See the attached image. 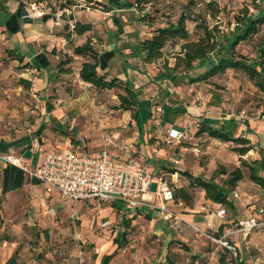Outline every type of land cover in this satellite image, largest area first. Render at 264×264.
Masks as SVG:
<instances>
[{"label": "rangeland", "instance_id": "obj_1", "mask_svg": "<svg viewBox=\"0 0 264 264\" xmlns=\"http://www.w3.org/2000/svg\"><path fill=\"white\" fill-rule=\"evenodd\" d=\"M131 2L134 3V0ZM209 3H215L220 10L215 18L209 14ZM152 8L154 17L159 18L157 22L177 20L186 11L190 17L187 27L194 41L202 34V31H196V23L211 28L217 26L222 47L226 45L223 36L235 29L243 12L249 9V13L256 14L264 8V0H159ZM123 15L130 17L129 13ZM162 16L164 20H161ZM174 43L177 44H168L162 58L152 62L150 70L142 65V59L133 61L132 64L143 67L149 74L125 68L123 63L111 68L115 75L123 79L130 77L138 82L139 86L133 84L134 91L141 100V118L148 127L142 141L137 125L129 124L126 119L120 120L115 130L121 133L122 140L131 138L128 142L131 146L129 158L139 160L152 171L151 192L158 190L157 177H162L174 190L173 199L176 190H188L194 197L193 205L176 202L173 207L184 216L194 214L192 210L203 207L202 213L211 215L206 225L201 227L196 225L198 221H191L174 228L164 223L155 211L129 212L122 209L117 212L111 203L78 204L68 206L64 213L53 214L55 206L45 190L42 195H0V264H6L16 251L17 264H101L105 255H113L109 264H164L168 261L174 264H221L223 256L227 261L240 258L247 264H264L262 232L255 231L247 238L237 233L228 236L235 221L252 214L251 207L264 206V189L250 180V170L245 164L264 158V92L237 70H229L206 81L192 82L188 77H197L206 68L197 67L195 71L184 74L185 69L181 66L175 72L179 76L177 82L156 81V76L174 69L176 65L184 41L176 40ZM261 48H264V25L258 34L241 42L235 54L237 58L243 56L253 61L260 57ZM87 91L90 97L101 96L92 87ZM119 93L125 94L124 88L102 95L101 101L106 102L110 110L116 111L113 102L115 95L119 100ZM157 107L162 108V112H157ZM168 107H183L187 113L170 115ZM122 115L121 112L119 119L123 118ZM108 116H100V119H107ZM202 119H218L227 123V127L236 125V136L250 138L256 149L241 156L234 143H224L206 134L196 136L197 124ZM93 122L98 129L102 121L95 116ZM189 125L193 129L186 139L169 143L168 130L171 127L183 129ZM76 129L80 130L75 126L69 132L79 139ZM104 131L105 128L99 132L100 138ZM97 133L92 138H99ZM86 139L83 137L77 144H72L70 140L66 148L77 151V146ZM80 150L90 151L83 146ZM164 167L187 170L206 180H215L226 188L232 173L240 169L244 179L234 189L239 197L235 198L233 192L230 194L235 209L225 207L227 217L220 220L217 217L219 206L211 204L210 208L202 190L190 188L186 176L178 173L171 175ZM260 173L264 176V171ZM106 221H110V225L102 227ZM76 232L81 235V241L76 240ZM120 233L126 234V243L118 248L114 240ZM224 236L238 245L237 257L217 243L216 240Z\"/></svg>", "mask_w": 264, "mask_h": 264}, {"label": "crops", "instance_id": "obj_2", "mask_svg": "<svg viewBox=\"0 0 264 264\" xmlns=\"http://www.w3.org/2000/svg\"><path fill=\"white\" fill-rule=\"evenodd\" d=\"M99 1L109 4L112 10L105 11L102 7L91 9L85 7L83 0H77L78 9H67L64 18L61 14L55 15L47 3L37 4L38 9L34 11L26 0H0V45L14 49L24 57V63L36 66L17 70L15 68L21 66L18 61L10 64L0 62V154L20 158L29 169L35 170L45 153L66 148L70 144V139L60 135L56 129L69 126L68 129L73 130L78 126L80 130L76 129L79 131L75 133L76 136L79 140H83V137L87 139L77 146L76 152L86 154L99 151L104 146V137H111L115 143L110 147L111 154L119 160L129 159L130 151L122 155L119 147L129 144L131 138L122 140L121 133L115 129L120 120L126 119L129 124L135 125L131 114L122 112L123 118L119 119L121 111L118 110H111L109 116L99 113L102 109H109L100 97L114 90L100 92L101 96L87 95V88L91 86L82 81L79 74L84 58L73 59L69 65L72 73L69 74L60 73L58 66L65 54H73V48L63 37L66 20H73L94 25V30L89 34L76 36L75 43L92 38L100 50L101 73H109L135 86H139L138 82L130 77L123 79L115 75L111 68L123 63L125 68L149 74L143 67L132 64L138 58L131 59L129 55L131 47L152 35L151 27L140 22L131 0ZM124 13H129L130 17ZM141 62L151 69L152 63ZM114 97L113 106H117L119 100L116 95ZM95 116L102 121L98 129L96 122H93ZM100 116L108 118L100 119ZM104 128L100 138L99 132ZM147 129L145 124L144 131ZM96 132L99 138H92ZM140 140H143L142 135ZM82 146L90 151L80 150ZM43 190L45 187L38 179L25 175L20 167L0 161V195H42ZM46 195L52 198L55 214L67 211L65 208L70 205L59 194L46 192ZM146 198L150 202H157L155 195H147ZM80 204L92 205L86 202ZM211 204L208 201L210 208ZM202 209L192 210L194 214L185 215L186 222L198 221L196 225H206L211 215L202 213Z\"/></svg>", "mask_w": 264, "mask_h": 264}, {"label": "trees", "instance_id": "obj_3", "mask_svg": "<svg viewBox=\"0 0 264 264\" xmlns=\"http://www.w3.org/2000/svg\"><path fill=\"white\" fill-rule=\"evenodd\" d=\"M29 4L35 3H47V6L51 8L52 12L61 14L62 17H66V10L73 8L78 9L79 3L77 0H26ZM159 0H134V7L141 23H145L151 27V36L143 39L138 45L131 47L130 55L132 57L140 58L146 63H152L153 61L160 59L164 56V50L168 44L174 43L176 40L184 41L181 45L180 52L177 56V62L174 69H168L166 73L156 76V81H170L177 82L179 76L175 75L179 67L185 69L184 74H189L191 71H195L197 67H205V71L197 77H188L192 82L206 81L211 77L218 74H224L229 70L241 71L247 77L254 82L255 86L262 92H264V48H261L260 57L251 61L246 57H236V48L241 42H244L252 36L259 33V29L264 25V8L259 10L256 14L249 13V9L243 12V16L238 18V24L235 29L228 35H224L226 45L221 47L220 43V31L217 26L209 27L200 23H196V31L201 32L199 39L191 40V32L187 27L189 15L186 11L177 20L171 21H158L159 18L154 17L152 6H156ZM85 7L91 9H98L102 7L105 11L112 10V7L99 0H83ZM77 6V7H76ZM209 14L215 18L220 10L215 3H209L207 5ZM165 16V14H163ZM160 17L161 20L164 18ZM197 22L196 19H193ZM94 30V25L89 22L75 21L74 29L71 30L68 24L65 25L63 37L68 41L70 47L73 48L72 56L65 54L59 63L60 73H72V69L69 67L70 63L75 57L84 58L79 74L82 81L93 88L95 93H100L106 90H115L124 88L125 94L119 93V104L114 108L121 112H129L132 116V120L135 121L140 135L144 134V122L141 118V100L138 94L134 91L133 85L130 82H126L118 77H112L109 73H101L100 68V50L96 48L91 37L85 40L83 43H75V37H81L89 34ZM12 61H18L21 66L15 69H27L35 68L36 66L30 63H24V57L17 53L14 49L5 48L0 45V62L10 64ZM170 115H178L179 113H187V110L183 107H168ZM169 120V119H168ZM230 124V123H229ZM196 136L208 135L210 138L219 140L224 143L236 144L235 150L241 155L245 156L250 151L255 150L256 146L250 141V138L244 136H236L237 126L232 125L227 127V123L218 119H202L197 124ZM66 138L71 140L72 144H77L79 139H75L70 134H73L69 130L64 128H57ZM76 141H75V140ZM250 170V180L257 184L260 188L264 189V176L260 171H264V158L254 160L251 164L245 163ZM167 168L169 174H182L187 177L190 188L200 189L205 193L206 199L211 201L214 205L220 208L228 207L235 209V203L230 198V194L238 186L244 177L240 169H237L232 174V177L227 181L226 188L224 185L218 184L215 180H206L202 176H196L187 170H180L174 167ZM152 173V171H151ZM174 203L184 202L188 206H192L194 202L193 195L184 188H180L175 191ZM111 206L120 212L123 205L120 203H111ZM226 209V208H225ZM227 210V209H226ZM223 227L221 226V231ZM255 232V231H254ZM126 234L120 233L119 237L114 240L118 248H121L126 243ZM223 248V247H222ZM224 249V248H223ZM227 251V250H226ZM18 252L16 251L14 256L11 257L6 264H17ZM113 255H105L102 258L101 264H109ZM221 264H247L242 259L226 260L223 256L220 261ZM164 264H174L173 261H168Z\"/></svg>", "mask_w": 264, "mask_h": 264}, {"label": "built area", "instance_id": "obj_4", "mask_svg": "<svg viewBox=\"0 0 264 264\" xmlns=\"http://www.w3.org/2000/svg\"><path fill=\"white\" fill-rule=\"evenodd\" d=\"M30 7L36 11L38 5L31 3ZM70 12H67L69 14ZM70 29H74V21L66 20ZM157 112H162V108L157 107ZM109 115L110 109H102L99 113ZM244 117V114H242ZM193 127L185 128L172 127L168 130L169 143L181 142L188 137ZM114 140L104 137V146L99 151L92 153H79L71 148H59L44 154L43 160L35 170L29 169L20 158L12 155L0 154V161L9 165L20 167L23 173L29 177L38 179L45 187L47 193H57L60 198L70 206L80 203H92L102 205L105 203H121L123 208L129 212L153 210L158 217L170 227L180 228L186 223L185 216L175 209L173 192L162 177L158 179V190L151 192V185L154 177L148 166L135 158L119 160L110 152V147L114 146ZM122 155L131 150L130 144L120 147ZM233 196L239 195L233 191ZM155 195L157 202H150L146 196ZM252 214L248 217L238 219L229 230L231 234H239L247 238L254 231L264 234V206L251 207ZM52 213L55 212L52 210ZM217 217L225 220L227 210L220 208ZM110 225V221L102 223V227ZM76 240L81 241V235L76 232ZM225 250L234 257L238 255V245L226 236L216 240Z\"/></svg>", "mask_w": 264, "mask_h": 264}]
</instances>
